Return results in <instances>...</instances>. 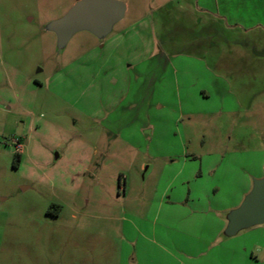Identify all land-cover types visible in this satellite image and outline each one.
Returning a JSON list of instances; mask_svg holds the SVG:
<instances>
[{"label":"rangeland","instance_id":"1","mask_svg":"<svg viewBox=\"0 0 264 264\" xmlns=\"http://www.w3.org/2000/svg\"><path fill=\"white\" fill-rule=\"evenodd\" d=\"M75 1L0 0V264H132L137 228L182 246L262 177L264 0H120L58 50ZM227 242L264 264V224Z\"/></svg>","mask_w":264,"mask_h":264},{"label":"water","instance_id":"2","mask_svg":"<svg viewBox=\"0 0 264 264\" xmlns=\"http://www.w3.org/2000/svg\"><path fill=\"white\" fill-rule=\"evenodd\" d=\"M127 5L120 0H76L60 18L49 22L45 29L56 38L58 50L73 35L88 32L98 40L105 39L115 24L122 21ZM57 158V155L54 156ZM224 227L219 239L226 241L264 224V174L251 180L250 189L234 208L220 213Z\"/></svg>","mask_w":264,"mask_h":264},{"label":"crops","instance_id":"3","mask_svg":"<svg viewBox=\"0 0 264 264\" xmlns=\"http://www.w3.org/2000/svg\"><path fill=\"white\" fill-rule=\"evenodd\" d=\"M101 41V40H99ZM261 174L263 176L264 174V164L261 166ZM250 189V188H249ZM248 189V190H249ZM246 193L248 191H245ZM245 193H243L244 196ZM242 196V197H243ZM242 200L239 199L235 205H227L221 208L220 212L217 213L218 217L220 218V213L236 207L237 204ZM219 223H217L215 226L209 228V232H165L167 235L178 233L183 237H187V241L184 242V244L179 243V239L176 241H173L166 236V239L164 240L165 236L163 237L164 232H141L139 228L136 229V233L142 238L143 243L140 245L139 249H137L136 253L133 254V262L132 264H139V260L142 256H145L148 252V248L145 244L148 242H151L152 244L155 243L154 239H158L159 243V252L163 254L165 259H173L177 261V264H218L217 261L220 260V264H240L241 261L239 258V253L236 249H234V245L227 244L229 240L221 241L219 239V234L222 228L224 227V222L220 218ZM207 235V236H206ZM216 236V241L223 244H216V248L219 249L218 253L216 255H212L210 259H207V250L210 249V246L213 245V238ZM233 239V238H232ZM132 242V241H131ZM157 242V241H156ZM226 243V244H224ZM168 246V248L165 246ZM141 255V256H140ZM167 259V260H168ZM186 260L185 263L183 262ZM130 261V260H129ZM162 258H160V263L162 262ZM164 262V261H163Z\"/></svg>","mask_w":264,"mask_h":264},{"label":"flooded vegetation","instance_id":"4","mask_svg":"<svg viewBox=\"0 0 264 264\" xmlns=\"http://www.w3.org/2000/svg\"><path fill=\"white\" fill-rule=\"evenodd\" d=\"M21 139V138H20ZM15 143V146L17 149H19V152L21 150V145H20V142H19V139L17 141L14 142ZM19 154V153H18Z\"/></svg>","mask_w":264,"mask_h":264}]
</instances>
